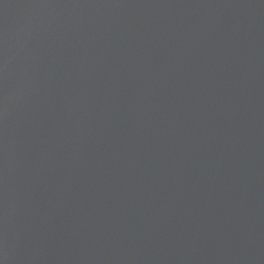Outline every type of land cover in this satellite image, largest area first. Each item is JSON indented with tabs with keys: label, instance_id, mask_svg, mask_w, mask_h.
Wrapping results in <instances>:
<instances>
[{
	"label": "water",
	"instance_id": "obj_1",
	"mask_svg": "<svg viewBox=\"0 0 264 264\" xmlns=\"http://www.w3.org/2000/svg\"><path fill=\"white\" fill-rule=\"evenodd\" d=\"M0 264H264V0H0Z\"/></svg>",
	"mask_w": 264,
	"mask_h": 264
}]
</instances>
